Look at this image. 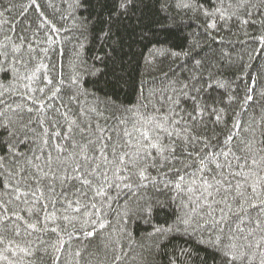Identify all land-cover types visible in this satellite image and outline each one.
<instances>
[{
  "label": "trees",
  "instance_id": "16d2710c",
  "mask_svg": "<svg viewBox=\"0 0 264 264\" xmlns=\"http://www.w3.org/2000/svg\"><path fill=\"white\" fill-rule=\"evenodd\" d=\"M122 2L0 0V264H261L264 0Z\"/></svg>",
  "mask_w": 264,
  "mask_h": 264
},
{
  "label": "snow or ice",
  "instance_id": "6c2138e0",
  "mask_svg": "<svg viewBox=\"0 0 264 264\" xmlns=\"http://www.w3.org/2000/svg\"><path fill=\"white\" fill-rule=\"evenodd\" d=\"M131 0H126V2H122L119 7L124 8L126 6V3H130ZM213 27L215 25H212ZM195 99V98H194ZM248 100H251L252 97L248 96ZM193 121L196 120V117H191ZM217 121H219L220 117L217 115L216 117ZM123 123V121H122ZM168 124V121L165 120L163 123H155L151 120L146 121L144 130L140 133L143 143L140 148H138L134 153H125L123 156H118L117 158L120 160V162L124 165L125 171H129V175H135L140 181H144L147 179L146 176V168L141 167V165H146L147 161L152 158L151 152L149 149H155L157 152V156H159L163 161L170 162L171 160H177L178 156L175 155L177 148L180 149V153L183 154L187 151L186 145L193 144L196 142L203 143L204 148L210 147L209 143H206L202 140V138L194 136L191 132V128H186L184 130V134L181 135L180 133H173L169 132L166 125ZM148 125H152L149 127ZM125 135H131V133H125ZM175 136V139L173 138ZM163 137H167L168 143H164ZM110 139V138H109ZM229 140L232 139L231 136L228 137ZM138 143H140L138 141ZM127 146V145H125ZM115 151V150H114ZM203 151V149H202ZM167 154V155H165ZM222 155H225L227 157V153H221ZM191 155V153H189ZM199 153L197 156L199 157ZM213 154L211 152L205 153L204 158L199 159V169H202L204 167L205 159L208 157H211ZM124 156H127V160L124 159ZM155 167V164L152 165ZM230 166V162H229ZM218 167H220L218 165ZM198 169V171H199ZM132 170H135L134 172ZM95 171V169L93 170ZM76 172L78 173L75 177H68V179H75L78 182H80L82 188H87L88 190L92 189L93 186V180L88 178V175L90 174H82L81 170L79 168L76 169ZM177 176H179V171L176 173ZM193 176H195V173H192ZM106 178V177H105ZM179 179L182 181L184 180L183 176H179ZM177 188H179V184L176 185ZM110 187V186H109ZM125 187H131L130 185H125ZM77 191H80L79 189ZM219 191V189H217ZM255 191V188L253 189ZM82 196H86V192H80ZM100 193L97 192L96 195H99ZM238 196H242V193H237ZM227 197H225L226 199ZM95 206V205H93ZM251 208H256V204H250ZM260 207H264V200L260 201ZM213 213H215V209L212 210ZM221 212H223V209H220ZM221 219H225V217H221ZM217 223H220V221H217ZM31 227H35V225H31ZM87 235L91 236L93 235L92 232H88ZM225 259L229 260V253H224ZM238 257H231V260H229V264H231L232 260L237 259ZM261 264H264V260L261 261Z\"/></svg>",
  "mask_w": 264,
  "mask_h": 264
}]
</instances>
